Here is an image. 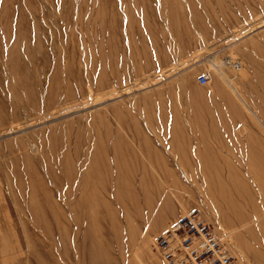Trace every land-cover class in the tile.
I'll return each mask as SVG.
<instances>
[{
	"label": "rangeland",
	"instance_id": "obj_1",
	"mask_svg": "<svg viewBox=\"0 0 264 264\" xmlns=\"http://www.w3.org/2000/svg\"><path fill=\"white\" fill-rule=\"evenodd\" d=\"M192 210L264 264V0H0V264H164Z\"/></svg>",
	"mask_w": 264,
	"mask_h": 264
},
{
	"label": "built area",
	"instance_id": "obj_2",
	"mask_svg": "<svg viewBox=\"0 0 264 264\" xmlns=\"http://www.w3.org/2000/svg\"><path fill=\"white\" fill-rule=\"evenodd\" d=\"M233 70L240 63L227 57L222 61ZM210 74L199 78L201 85H208ZM154 249L164 264H238L222 236L197 210L172 222L154 243Z\"/></svg>",
	"mask_w": 264,
	"mask_h": 264
},
{
	"label": "bare ground",
	"instance_id": "obj_3",
	"mask_svg": "<svg viewBox=\"0 0 264 264\" xmlns=\"http://www.w3.org/2000/svg\"><path fill=\"white\" fill-rule=\"evenodd\" d=\"M31 28V26H30ZM34 30V29H33ZM42 35V34H41ZM40 38V37H39ZM39 40V39H38ZM37 40V41H38ZM40 43H43V41ZM44 44V43H43ZM37 47V46H36ZM39 47V46H38ZM44 48V47H43ZM42 49V48H41ZM26 60V59H25ZM232 60V59H231ZM222 67L224 68H230L228 67L225 63H222ZM236 71L238 74L235 77H231L228 76L224 73H220L221 79H223V81L227 84V87L232 91V94L235 96V98L242 103V105H244L245 107H247L250 110H253L252 107L250 106V104L248 103V101L246 100V97L244 96V94L242 93V91L239 88V82H243L245 81V72L244 70L241 69V66L238 70H234ZM68 77V76H67ZM60 87V86H59ZM61 88V87H60ZM52 91V90H51ZM55 92V91H54ZM264 211V210H263ZM216 230L218 232H221L222 235L225 234L224 230L221 227H216ZM147 233V231L144 232L143 237L145 236V234ZM228 244H230L232 246V248L235 250L234 252L236 253V255L238 256V258L240 260L245 261L246 257L244 255V252L237 246V244H235V242L230 239L228 240ZM100 264H111V263H105V262H101Z\"/></svg>",
	"mask_w": 264,
	"mask_h": 264
}]
</instances>
